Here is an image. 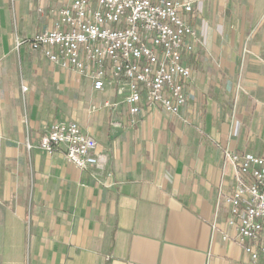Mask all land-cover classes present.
Wrapping results in <instances>:
<instances>
[{
    "label": "crops",
    "instance_id": "obj_1",
    "mask_svg": "<svg viewBox=\"0 0 264 264\" xmlns=\"http://www.w3.org/2000/svg\"><path fill=\"white\" fill-rule=\"evenodd\" d=\"M183 1L196 33L186 102L171 116L143 101L131 125L113 87L16 47L67 0H0V264H253L223 240L218 198L235 184L224 150L264 157V0ZM61 121L94 139L102 170L39 148Z\"/></svg>",
    "mask_w": 264,
    "mask_h": 264
},
{
    "label": "built area",
    "instance_id": "obj_2",
    "mask_svg": "<svg viewBox=\"0 0 264 264\" xmlns=\"http://www.w3.org/2000/svg\"><path fill=\"white\" fill-rule=\"evenodd\" d=\"M192 13L193 3L183 0H67L53 11L52 28L17 40L16 47L28 45L50 64L90 81L95 92L113 87L134 125L143 101L171 116L184 106V85L191 78L185 58L196 41L184 16ZM112 125L121 127L119 122ZM39 148L50 156L63 149L65 160L79 170H102L107 162L75 121L55 123ZM223 156L233 168L235 184L231 193L218 198L233 231L222 238L259 264L264 262V157L228 149Z\"/></svg>",
    "mask_w": 264,
    "mask_h": 264
}]
</instances>
